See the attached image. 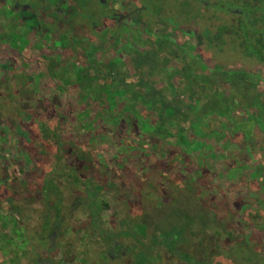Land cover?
<instances>
[{"label": "trees", "instance_id": "1", "mask_svg": "<svg viewBox=\"0 0 264 264\" xmlns=\"http://www.w3.org/2000/svg\"><path fill=\"white\" fill-rule=\"evenodd\" d=\"M4 1L0 12L8 10ZM28 1L42 2L43 22L50 11L59 8L64 16L76 4ZM196 1L204 7L202 17L217 4ZM18 2L10 0L15 8ZM220 2L216 8L234 17L223 20L221 32L232 29L234 44L246 45L233 46L234 51L259 60L264 0ZM130 3H101L95 12L102 19L95 25L81 18L75 5L78 15L68 25L74 34H66L64 42L69 46H41L42 58L23 56L20 68L8 65L10 56L0 60V83L19 75L9 89L0 88V222L26 246L14 251L9 264H264V113L258 106L246 112L223 102L206 112L203 98L185 93L192 80L175 72L173 91L191 110L185 114L166 107L158 92L148 100L126 87L109 94L106 87L87 84L96 74L81 76L89 66L115 67L133 48L146 53L147 46L116 41L110 30L116 24L126 30L135 25L140 38L168 39L180 52L176 60L187 56L219 68L227 82L233 81L232 71L239 72L240 67L206 56L223 46L191 42L197 19L151 22L139 6L128 8L132 12L125 19L115 17ZM185 10L190 17L193 7L187 4ZM18 11L6 16L18 30L29 18L35 22L34 10L25 12L23 21ZM183 25L186 45L180 40ZM82 40L85 46H78ZM54 59L63 65L51 74L45 65ZM22 70L26 78L20 77ZM23 86L34 87L31 104L20 93ZM68 148L76 156L69 163L63 160ZM13 164L21 177L10 170Z\"/></svg>", "mask_w": 264, "mask_h": 264}, {"label": "rangeland", "instance_id": "2", "mask_svg": "<svg viewBox=\"0 0 264 264\" xmlns=\"http://www.w3.org/2000/svg\"><path fill=\"white\" fill-rule=\"evenodd\" d=\"M214 1L217 3L216 6L223 3L220 2L221 0ZM73 2L76 3L75 5L78 6V8H81L79 15L85 21H89V23H93V25H95L97 20L99 21L102 19L101 14H98V11L95 12V9L100 11L99 8L102 6L101 3L106 2V0H73ZM159 2L163 5H158ZM18 3V8H15V4L12 6L10 4V0L4 1L2 4V6L6 9L8 8V10L7 12H0V60H5L7 56H10L11 61L9 64L8 62L6 64L18 68L21 63L18 61L23 60V56L29 57L30 59L42 58L40 53H43L44 51L40 49L41 46H69L68 43L65 44L64 42H66V34L70 36L74 34L72 30L73 28L68 27V25L71 24L70 22L74 23V16L78 15L75 11V5L71 6L72 10L65 13L64 16L59 8H57L56 12L50 11V15L47 16L48 18L45 16L46 22H43L44 16H42L41 12L43 11V4L41 1L39 3L33 2V4H30V1L26 2V0H19ZM187 4H190V7H193L190 17L189 11L185 10ZM119 5L120 4L117 3V8H120ZM135 6L145 8L146 11L145 13L143 12V15L144 17H149L151 22L154 18H161L162 20L166 19L165 21L170 24H172V22H180V24L195 22L196 19L198 20V18L201 17L199 15V11L204 9L201 3L196 0H131V3L124 8L127 10L128 8H135ZM16 9L19 10L16 13L18 15V19H21L22 21L26 20L25 17L27 14L25 12L34 10L33 12L37 13L34 19L35 22L31 23L29 18L26 25H23L19 30L15 26V20L8 25V21H3V17H14ZM21 10L22 12H20ZM209 10L213 9L209 8ZM22 13L25 15L23 14L22 16ZM150 20L148 21L149 24ZM5 23L6 27L3 26ZM170 24H168V26ZM246 25V22L243 23L242 28L246 29ZM135 29L136 26L131 25L130 28L126 30L125 28L123 29L120 24H116L110 28V30L116 32L117 34L121 32L120 35L115 33L116 35H114V37L116 41H125L123 46H134V44H138V46H147L146 53L140 54L133 48L130 50V53H128L129 56H127L124 61L114 63V65H116L115 67H111L108 64L87 67L82 71V77L92 76L94 74L98 76V78L86 81L87 84H93V86L98 88L106 87L109 94L115 92L118 87L132 88V96H141L145 100L150 99L151 96L158 92L161 94L166 107L170 106L177 112L188 114L191 111L190 108L185 103L181 102L179 97L173 91V82L175 78V74L173 75V73L177 72L188 76L192 80L191 87L185 93L195 98H203L204 106L202 108L206 112L216 110L223 102H227L230 105L237 104L240 106L241 110L245 109L246 112L253 107V98L256 94L255 85H247L246 82L241 80L227 82L225 73H223L219 68L210 69V66H201L195 60L190 59L187 56H185L183 61L177 62L174 56L179 55L180 52L173 47V44L166 41L168 39H159L154 35H148L145 38H140L136 36ZM75 34L78 35L79 33L76 32ZM61 36L62 38L58 39V37ZM83 41L85 40H82V43H78V46H85ZM117 44L118 42H116L113 46H117ZM233 46L234 45L232 44L223 46L222 51L221 49L211 50L208 52L209 55L206 56H210V58L214 59L215 62L217 61L225 66H236V68L240 67L238 70L239 72L236 73H240L241 75L244 72L243 70L250 63L249 61L251 57L245 56V53L242 50L239 52L234 51ZM237 60L241 62L237 63ZM61 64V62L54 59L52 61H48L45 68L49 73L55 74L56 72H60V68L63 65ZM4 67H6V69L8 68L10 71H12V68L16 71L18 70L14 67ZM25 72V70H22L23 75H20V77L22 76L23 78H26L25 75L27 73ZM18 76L19 75L17 74L16 76H13L14 78H5L2 80L3 82L0 83V88L4 89L6 87L9 89L10 86L8 85H11L12 83L14 84V81H19ZM37 76H39V74ZM33 85L34 84L30 86ZM29 87L23 86V90H20V93L23 97H25V101L27 100L26 103L31 104V95L34 92V87ZM12 93H15L14 90ZM255 103L256 104L254 105L258 106L260 113H263L264 97L262 104L258 100ZM11 111L15 110L11 109ZM248 120L251 119L248 118ZM189 122L190 119H186L184 121V125L188 126ZM249 126V128H252V123ZM70 151L71 149L68 148L67 156L63 158V160L67 163L76 158L75 155H71L72 157L70 156ZM10 170L19 177L23 174V171L18 170L15 164L11 165ZM21 246L22 245H20L18 238H15L10 231L9 225H3L0 222V264H9V259L14 251H20ZM25 247V245L22 246L23 249ZM27 252L28 251H26V254H29Z\"/></svg>", "mask_w": 264, "mask_h": 264}, {"label": "flooded vegetation", "instance_id": "3", "mask_svg": "<svg viewBox=\"0 0 264 264\" xmlns=\"http://www.w3.org/2000/svg\"><path fill=\"white\" fill-rule=\"evenodd\" d=\"M202 2L203 4L210 3L204 0ZM211 8L213 10L208 11L209 13L208 16H205V17L201 16L198 18V21L196 25L194 26L195 34L193 38H191V42H193L195 46H199V47L209 46V45L216 46V44L217 46H226L229 44H232L234 46H246L244 44H241V45L234 44L235 42L233 38L234 31L232 29L227 28L225 32H221V30L219 29V25L224 22L223 20H227V21L231 20L234 18L233 15L219 11L216 8V5H214V3L213 5H211ZM131 12L132 10L130 11L122 10V12L117 14L115 17L120 18V20H122L130 16ZM240 13L241 11H238V14ZM186 30H187L186 26L183 25V34L181 35V42L183 43V45H186V40L188 37L186 35ZM258 34H259L258 35L259 46L261 48L260 59L255 60L251 58L249 61L250 63L243 70L245 73L243 72L240 75L232 71L233 73L231 74V77L233 78V81L231 82H234L236 80H241L243 82H246L247 85L253 84L256 86V94L254 95V98H253L254 99L253 107L255 106L254 104H256L255 102L257 100L260 101V103L262 104L263 97H264V10L260 11L259 13ZM223 40H225V42ZM243 40H245V37H243ZM235 51L239 52V50H235ZM240 62L241 61L237 60V63H240ZM238 107L240 109L239 105ZM250 129L251 128H249V130Z\"/></svg>", "mask_w": 264, "mask_h": 264}, {"label": "crops", "instance_id": "4", "mask_svg": "<svg viewBox=\"0 0 264 264\" xmlns=\"http://www.w3.org/2000/svg\"><path fill=\"white\" fill-rule=\"evenodd\" d=\"M8 21L7 23H8V25H10V21H9V19L7 18V17H3V21ZM3 26H5L6 27V23L5 24H3ZM142 46V45H141ZM176 56V55H175ZM174 56V57H175ZM177 56H179V55H177ZM184 58H185V56L184 57H182V59L181 60H176L177 62H181V61H183L184 60Z\"/></svg>", "mask_w": 264, "mask_h": 264}]
</instances>
